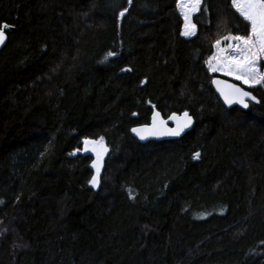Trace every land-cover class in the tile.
I'll list each match as a JSON object with an SVG mask.
<instances>
[{
  "label": "trees",
  "instance_id": "16d2710c",
  "mask_svg": "<svg viewBox=\"0 0 264 264\" xmlns=\"http://www.w3.org/2000/svg\"><path fill=\"white\" fill-rule=\"evenodd\" d=\"M178 2L0 0V264H264V85L227 109L205 63L249 25L202 0L186 38ZM154 109L195 126L141 144Z\"/></svg>",
  "mask_w": 264,
  "mask_h": 264
},
{
  "label": "snow or ice",
  "instance_id": "6c2138e0",
  "mask_svg": "<svg viewBox=\"0 0 264 264\" xmlns=\"http://www.w3.org/2000/svg\"><path fill=\"white\" fill-rule=\"evenodd\" d=\"M127 3L130 5L132 0H127ZM201 3L202 0H179L178 2L184 19L182 35L185 37L196 34V23H193L192 16L200 11ZM231 6L248 23L249 29L243 35H226L222 40L217 39L214 45L216 51L205 63L211 72L222 73L248 87L264 85V71L261 70L260 63L264 61V0H231ZM126 11L127 9L121 11L120 17H124ZM9 27L10 25L7 23L0 24V46L4 45L7 39L6 30ZM224 41H228L226 46H222ZM114 55V52L108 53V57ZM212 83L216 85L217 91L229 106L237 104L246 109L249 107L248 101L255 100V97L248 91L235 84L220 79H215ZM173 119H176V127L168 129L166 122L160 118V113L156 112L152 117L151 128L133 129L132 131L137 133L141 140H144L147 139L145 133L179 136L185 128L191 126L192 120L187 112L184 113L183 120L175 117ZM83 151L93 152L96 155V162L92 164V167L96 169V175L92 177L90 184L94 188L99 187L101 158L107 152L103 137L99 140L85 139ZM194 158L199 159L200 153H195Z\"/></svg>",
  "mask_w": 264,
  "mask_h": 264
},
{
  "label": "water",
  "instance_id": "95a60500",
  "mask_svg": "<svg viewBox=\"0 0 264 264\" xmlns=\"http://www.w3.org/2000/svg\"><path fill=\"white\" fill-rule=\"evenodd\" d=\"M15 29L14 26H11L6 30V35H7V39L4 43V45L0 46V52L2 51V49L6 46L7 42H8V32H12L13 30ZM215 79H220L222 81H226L228 83H232V84H235L237 85L238 87H242L244 88L245 91H248L252 96L255 97V100H249L248 101V104H249V107H250V104L251 103H255V104H258L260 102L259 98L253 93L251 92L250 90H248L247 88L243 87L241 84L239 83H236L235 81L231 80V79H228V78H224L222 76H214L212 81L215 80ZM212 87L214 89V92L216 93V95L220 98V100L222 101L223 105L227 108V109H231V108H234V107H239L240 109L242 110H247L248 108H243L242 106L240 105H237V104H233L231 106L227 105L224 100H223V97L220 95L219 91H217V88H216V85L212 83ZM258 101V103H257ZM156 112H159L160 113V118L163 119L165 122H166V127L168 129H174L176 127V119H173V117L179 119V120H183L184 119V113L187 112L188 115L191 117V126L190 127H187L185 128L181 134L179 136H171V135H150L148 133H145V135L147 136V139H144V140H141L140 139V136L137 135V133L133 132L132 130L133 129H145V128H151L152 127V117L153 115L156 113ZM183 113H172L170 116L168 117H165L159 110L157 109H154L152 115H151V119H150V122L149 124H145V125H140V126H136V127H133L131 129V135L137 140L139 141L141 144H147L149 142H167V141H175V140H179L181 139L183 136H185L187 133H189L190 131H192V129L194 128L195 126V123H196V120L194 118V116L188 112V111H185Z\"/></svg>",
  "mask_w": 264,
  "mask_h": 264
},
{
  "label": "rangeland",
  "instance_id": "374dc122",
  "mask_svg": "<svg viewBox=\"0 0 264 264\" xmlns=\"http://www.w3.org/2000/svg\"><path fill=\"white\" fill-rule=\"evenodd\" d=\"M179 11H180V13H181V9L179 8ZM182 15V14H181ZM194 16V15H193ZM193 16H192V19H193ZM183 17V16H182ZM184 20V19H183ZM193 21V20H192ZM183 30H184V27H183ZM183 32V31H182ZM184 36V35H183ZM185 37V36H184ZM192 37V36H191ZM191 37H186V38H191ZM227 43H228V41H224L223 42V44H222V46H226L227 45ZM215 51H216V49H215ZM261 63V70L262 71H264V68H263V65H264V61H261L260 62ZM213 73V72H212ZM213 74H217V75H219V76H222V77H224V78H228V79H231V80H233V81H236V80H234L233 78H231V77H228V76H224L222 73H213ZM237 82H240V81H237ZM242 85H244L242 82H240ZM244 86H246V87H248L247 85H244ZM258 86V85H257ZM249 88H252V87H249ZM99 140V139H98ZM103 140H104V144L106 145V147H107V152L103 155V157L101 158V168H100V173H99V176H100V174H101V171H102V169L104 168V162H105V159H106V157H107V155H108V153H109V148H108V146H107V144H106V140H105V138H103ZM84 152V151H83ZM84 153H86V154H91L93 157H94V161H93V163H95L96 162V155H95V153H93V152H84ZM92 163V164H93ZM92 169L94 170V175H96V169L95 168H93L92 167ZM92 186V185H91ZM94 188V187H93ZM99 187H96L95 189H98Z\"/></svg>",
  "mask_w": 264,
  "mask_h": 264
}]
</instances>
